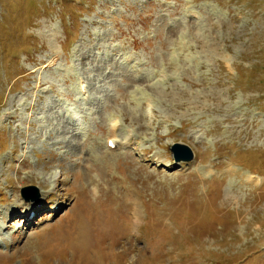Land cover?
I'll return each instance as SVG.
<instances>
[{"label":"rangeland","instance_id":"1","mask_svg":"<svg viewBox=\"0 0 264 264\" xmlns=\"http://www.w3.org/2000/svg\"><path fill=\"white\" fill-rule=\"evenodd\" d=\"M0 264H264V0H0Z\"/></svg>","mask_w":264,"mask_h":264},{"label":"bare ground","instance_id":"2","mask_svg":"<svg viewBox=\"0 0 264 264\" xmlns=\"http://www.w3.org/2000/svg\"><path fill=\"white\" fill-rule=\"evenodd\" d=\"M52 62V60L49 62V64ZM84 87H85V85L84 84H81L80 85V87H79V90H80V92H83V89H84ZM196 106V105H195ZM117 130H118V123H117V121H113L112 122V124H111V127L109 128L108 127V137L106 138V145H107V147H108V145L110 144V143H113L114 144V148H111V149H117L118 147H120V146H126L127 144H129V141L132 139V138H129V137H126V138H124V140L122 141V140H120V141H118L117 140ZM107 133V132H106ZM129 136H130V134H128ZM117 137V138H116ZM130 139V140H129ZM123 143H125L124 145H123ZM232 169V168H231ZM233 170V169H232ZM247 180H253V177H251V176H247ZM37 204H38V201H30L29 202V205H28V207H27V209L28 210H30V209H32V208H36V206H37ZM137 206V205H136ZM30 208V209H29ZM33 209V210H34ZM139 210V209H138ZM135 212V211H134ZM138 212V211H137ZM12 213L14 214V210L12 211ZM27 213H28V211H27ZM139 213H140V211H139Z\"/></svg>","mask_w":264,"mask_h":264},{"label":"water","instance_id":"3","mask_svg":"<svg viewBox=\"0 0 264 264\" xmlns=\"http://www.w3.org/2000/svg\"><path fill=\"white\" fill-rule=\"evenodd\" d=\"M170 150L172 152V156L174 161H190L193 158V152L191 148L181 142H174L170 145ZM28 188H24L21 190V194L24 198H36L38 197V190H33L34 194L29 195V192H24Z\"/></svg>","mask_w":264,"mask_h":264}]
</instances>
